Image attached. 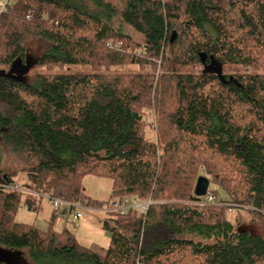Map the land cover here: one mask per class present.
Wrapping results in <instances>:
<instances>
[{"label":"trees","instance_id":"1","mask_svg":"<svg viewBox=\"0 0 264 264\" xmlns=\"http://www.w3.org/2000/svg\"><path fill=\"white\" fill-rule=\"evenodd\" d=\"M200 53L223 82L176 70L200 65ZM15 62L47 72L33 82L0 74V146L13 161L0 159V185L99 209L108 202L82 185L97 176L111 181L110 200L153 204L145 216L108 213L100 255L53 220L45 231L17 223L33 196L0 188V249L26 264H264V0H12L0 13V68ZM70 65L96 72H51ZM121 65L140 71L103 72ZM198 177L229 202L198 204Z\"/></svg>","mask_w":264,"mask_h":264},{"label":"rangeland","instance_id":"2","mask_svg":"<svg viewBox=\"0 0 264 264\" xmlns=\"http://www.w3.org/2000/svg\"><path fill=\"white\" fill-rule=\"evenodd\" d=\"M126 31L129 34L138 37L132 32L131 29H128L127 27ZM41 48L42 45L40 43H33V45H31L27 50V56L32 59H36L38 52L41 50ZM28 68L29 69L27 73L25 75L23 74L24 76H22L21 78L23 82H33L34 80H36L37 75L44 74L47 72L45 67L39 66L38 64H33L32 66H28ZM176 70L180 73H199V71H202L203 68L200 64L195 66L178 67ZM138 71H140L138 66L121 65L111 67L107 71L103 72H107L110 74H124ZM260 71L264 72V67L260 68ZM0 72L7 73L8 68H0ZM51 72L69 73L77 76H82L85 74H93L96 72V70L89 65H70L62 69L53 68L51 69ZM243 72H253V70L250 68L243 69L239 66H226L223 68V73L226 75H234L236 73ZM145 117L146 118L144 119V121L146 124V137L150 140H154V118L152 114L148 112L146 113ZM0 159L1 164L4 168H12L13 161L11 159V156L1 146ZM19 179L25 180V176L19 175ZM82 185L86 197L100 202H108V200H110L112 183L109 179L97 176H86L82 180ZM207 190L212 193L214 197V203H227L230 200L228 194L218 185L209 183ZM39 201L41 202V210L39 212L28 211L26 206L23 205L16 212L15 221L17 223H22L26 225H34L39 230L45 231L47 229L46 221L47 218H49V216L51 215L52 209L45 199H40ZM67 211V207H62L60 211L54 212L56 213L57 217L62 220L58 226L54 227L55 230L61 231L63 230V228L66 227L74 235L77 242L86 248H89L91 244H100L99 247H102L101 244H105L106 242H108V238L106 235L107 233L104 232L101 228H99L100 226L98 225L101 220L109 218L108 214L98 211L90 215L84 212V217L82 219L80 218L77 220L73 219L72 213H69ZM242 213L243 215H245V220H242L241 226L244 227L248 225L249 218L247 214H245L244 212ZM233 215L234 213L228 214L227 219L232 220ZM82 223H87L88 226H84ZM107 247L108 244L104 248ZM0 260L8 264H26V261L21 256H19L17 252H10L4 249H0Z\"/></svg>","mask_w":264,"mask_h":264},{"label":"built area","instance_id":"3","mask_svg":"<svg viewBox=\"0 0 264 264\" xmlns=\"http://www.w3.org/2000/svg\"><path fill=\"white\" fill-rule=\"evenodd\" d=\"M12 0H0V13L5 11L7 4H9ZM0 188L6 189L9 191H19L26 195H32L35 199H45L52 210L54 212H58L62 207H67L68 210L72 213L73 219H80L84 212H103V213H115L118 215H125L131 210H136L137 213L141 216H145L149 207L153 204L151 200L139 201L136 197H126L122 200L111 199L108 203L99 209H95L90 207L87 201L82 202H67L61 200L52 194L39 193V192H31L23 189L17 183H12L8 185H0ZM198 204L206 205V204H214V197L212 193L208 190L206 194L200 198ZM219 204V203H218ZM220 205V204H219Z\"/></svg>","mask_w":264,"mask_h":264},{"label":"water","instance_id":"4","mask_svg":"<svg viewBox=\"0 0 264 264\" xmlns=\"http://www.w3.org/2000/svg\"><path fill=\"white\" fill-rule=\"evenodd\" d=\"M174 39V35L171 37V41H173ZM199 59H200V64L203 68V73H211V74H215L217 75V77L219 78L220 81H224L223 77H222V68L220 65H218L217 63H215V61L213 60L212 57H207L204 53H200L199 54ZM207 61H209L207 63ZM28 65L27 66H23L20 63H13L10 67L7 73L5 72H0V74L4 75H16V77L18 78H22V76H24L27 71H28ZM24 74V75H23ZM232 78H229L228 81H231ZM209 182L206 178L204 177H198V179L196 180L195 186H194V195L196 197H203L206 192H207V188H208Z\"/></svg>","mask_w":264,"mask_h":264},{"label":"crops","instance_id":"5","mask_svg":"<svg viewBox=\"0 0 264 264\" xmlns=\"http://www.w3.org/2000/svg\"><path fill=\"white\" fill-rule=\"evenodd\" d=\"M31 200H33V201H30L31 203H30V205H31V207L30 208H27V210L28 211H33V212H39L40 210H41V206H40V204H41V202L38 200V199H34L33 197L31 198ZM35 202V203H34ZM36 209V210H35ZM52 209V208H51ZM67 212H69L70 213V211L68 210ZM98 212V211H97ZM85 213H88V214H93L94 212H92V213H90V212H85ZM84 217V214L82 215V217H81V219ZM54 221V227L55 226H58L60 223H61V219L60 218H58L57 217V215H56V213H54V211L52 210V213H51V215L49 216V218H47V221H46V224H47V226L46 227H48V225H49V223L51 222V221ZM105 220V219H104ZM104 220H101V222L98 224L100 227L99 228H101L102 229V227H101V224H102V222L104 221ZM84 226H88V224L87 223H82ZM95 230H96V228H95ZM103 230V229H102ZM104 232H106L107 234V238H108V242H106L105 244H101V246L103 247H99L100 246V244H97V245H95V244H91V246L89 247V249L90 250H92V251H94V252H96V253H98V254H100V255H104L105 254V252H106V250H107V248H104L107 244H109V241H110V235H109V233L107 232V231H105V230H103ZM107 238H104V239H107Z\"/></svg>","mask_w":264,"mask_h":264}]
</instances>
